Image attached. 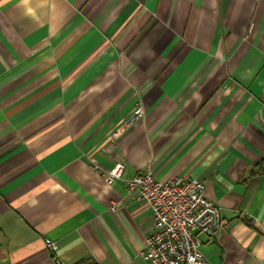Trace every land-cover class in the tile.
I'll return each mask as SVG.
<instances>
[{
	"label": "crops",
	"instance_id": "crops-1",
	"mask_svg": "<svg viewBox=\"0 0 264 264\" xmlns=\"http://www.w3.org/2000/svg\"><path fill=\"white\" fill-rule=\"evenodd\" d=\"M147 171L203 182L206 264H264V0H0V264H147Z\"/></svg>",
	"mask_w": 264,
	"mask_h": 264
},
{
	"label": "built area",
	"instance_id": "built-area-1",
	"mask_svg": "<svg viewBox=\"0 0 264 264\" xmlns=\"http://www.w3.org/2000/svg\"><path fill=\"white\" fill-rule=\"evenodd\" d=\"M145 108L137 101L126 123L143 116ZM106 184L121 178L124 163L118 161L110 168L93 164ZM128 194L144 202L151 211L152 228L148 232L141 257L147 264H206L201 253L199 232L212 236L222 224L219 208L206 197L204 184L191 175L175 176L161 180L153 172L136 173L125 181ZM120 204L118 201L115 205ZM207 210L213 214L205 213ZM46 248L54 253L55 264H66L57 254L56 243L45 238Z\"/></svg>",
	"mask_w": 264,
	"mask_h": 264
},
{
	"label": "water",
	"instance_id": "water-1",
	"mask_svg": "<svg viewBox=\"0 0 264 264\" xmlns=\"http://www.w3.org/2000/svg\"><path fill=\"white\" fill-rule=\"evenodd\" d=\"M205 213H207V214H210V215H211V220H210V222H212V221H213V214H212V212H211V211H209V210H207Z\"/></svg>",
	"mask_w": 264,
	"mask_h": 264
},
{
	"label": "rangeland",
	"instance_id": "rangeland-1",
	"mask_svg": "<svg viewBox=\"0 0 264 264\" xmlns=\"http://www.w3.org/2000/svg\"><path fill=\"white\" fill-rule=\"evenodd\" d=\"M137 101H140V100H137ZM137 101H136V102H137ZM136 102H135V104H136ZM135 104H134V106H135ZM142 104H143V103H142ZM143 106H144V105H143ZM133 108H134V107H133ZM144 108H145V107H144ZM132 110H133V109H132ZM131 112H132V111H131ZM131 112H130V114H131ZM130 114H129V115H130ZM129 115L127 116L126 119H128ZM125 123H126V120H125Z\"/></svg>",
	"mask_w": 264,
	"mask_h": 264
},
{
	"label": "trees",
	"instance_id": "trees-1",
	"mask_svg": "<svg viewBox=\"0 0 264 264\" xmlns=\"http://www.w3.org/2000/svg\"><path fill=\"white\" fill-rule=\"evenodd\" d=\"M263 167L261 166V169H262Z\"/></svg>",
	"mask_w": 264,
	"mask_h": 264
}]
</instances>
